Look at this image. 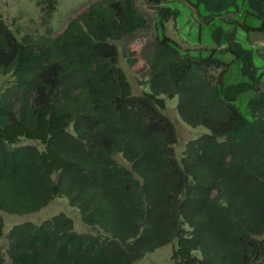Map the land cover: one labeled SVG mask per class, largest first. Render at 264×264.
I'll return each mask as SVG.
<instances>
[{"label":"trees","instance_id":"1","mask_svg":"<svg viewBox=\"0 0 264 264\" xmlns=\"http://www.w3.org/2000/svg\"><path fill=\"white\" fill-rule=\"evenodd\" d=\"M184 1L207 28L206 56L165 35L178 15L172 0H143L155 15L150 42L133 0L95 1L54 38L16 39L0 19V77L9 78L0 90V212L32 214L64 198L96 231L75 232L62 214L14 225L4 235L9 264H133L173 242V264H264V94L256 88L264 66H255L248 36L221 25L228 14L249 16L257 27L236 25L261 32L264 0ZM41 3L47 19L53 1ZM118 45L147 92L131 94ZM161 96L176 98L186 126L207 130L178 160ZM19 139L41 150L9 148ZM1 228L0 218V238Z\"/></svg>","mask_w":264,"mask_h":264},{"label":"rangeland","instance_id":"2","mask_svg":"<svg viewBox=\"0 0 264 264\" xmlns=\"http://www.w3.org/2000/svg\"><path fill=\"white\" fill-rule=\"evenodd\" d=\"M38 1L46 0H0V19L11 31L16 39L23 35H29L33 39L40 37L54 38L59 35L67 26V24L83 13L86 8L95 1L100 0H50L53 1V12L47 19H42L40 7H37ZM133 6L147 21V29L145 30L146 40L150 42L154 38V10L144 4L143 0H133ZM170 6L177 10L178 15L175 20H168L164 24V33L167 37L173 40L181 51L187 50L196 52L200 50L202 56H206L208 51L212 49L210 40L207 34L206 26H203L202 20L195 14L194 10L188 6L184 0H172ZM246 22L247 25L257 27L259 21L244 16L240 18L237 14H228L222 17V27L228 31L235 29V35L238 40L248 36V44L254 50L257 58L254 59L255 66H264V28L261 32L248 31L240 29L237 24ZM199 24L201 29L199 30ZM137 43L143 42L144 38H137ZM145 40V42H146ZM121 56V46L118 45L117 66L123 72L125 79L130 87L132 95H139L142 92H147L145 84L146 79L141 75L133 74L126 66ZM218 70L211 72L216 76ZM8 77H0V90L8 83ZM256 88L264 94V78H261ZM251 93H244L238 97L235 102L238 110L243 112V103ZM164 102V108L161 114L166 117L173 126L175 143L172 146L173 154L176 160L181 157L184 145L203 134H207V130L202 127H188L180 121L175 111L176 98L166 99L161 96ZM30 145L41 150V146L34 141L19 139L15 144L9 146L14 148L18 146ZM119 164L122 161L116 157ZM62 214L72 221V228L75 232L96 234L95 230L81 224L77 211L67 205L64 198H54L44 208L39 211L26 215H7L0 212L2 220V237L0 238V249L3 254L1 264H9V259L5 254L6 240L4 235L14 225L24 222L39 224L51 216ZM175 243L162 246L152 253L146 254L142 259L135 261L133 264H173L170 260L172 249Z\"/></svg>","mask_w":264,"mask_h":264}]
</instances>
